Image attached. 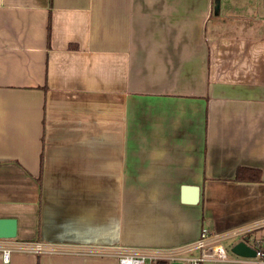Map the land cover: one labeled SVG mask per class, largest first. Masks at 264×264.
<instances>
[{"label":"crops","instance_id":"obj_1","mask_svg":"<svg viewBox=\"0 0 264 264\" xmlns=\"http://www.w3.org/2000/svg\"><path fill=\"white\" fill-rule=\"evenodd\" d=\"M3 218L16 240L108 248L264 220V0H0ZM230 254L202 264H264Z\"/></svg>","mask_w":264,"mask_h":264},{"label":"built area","instance_id":"obj_2","mask_svg":"<svg viewBox=\"0 0 264 264\" xmlns=\"http://www.w3.org/2000/svg\"><path fill=\"white\" fill-rule=\"evenodd\" d=\"M260 232V233H256ZM245 240L256 251V258L264 262V220L256 224L244 225L225 232H214L207 228L202 230L199 238L193 242L171 248H125L99 245H81L43 241H22L14 238H0V252L3 261L10 262L12 253L28 252L34 254H73L108 256L115 254L119 264H146L147 262L177 260L186 264H202L208 260L232 261L231 247L227 240ZM236 242L231 243L234 244Z\"/></svg>","mask_w":264,"mask_h":264},{"label":"water","instance_id":"obj_3","mask_svg":"<svg viewBox=\"0 0 264 264\" xmlns=\"http://www.w3.org/2000/svg\"><path fill=\"white\" fill-rule=\"evenodd\" d=\"M215 12L219 13L221 10V0H214ZM184 190L189 191L191 198L189 199L192 203L199 199V188L198 187H186ZM17 236V220L12 218H3L0 220V238H15ZM245 240L238 241L231 245V251L235 254L243 257H254L256 251L247 244Z\"/></svg>","mask_w":264,"mask_h":264},{"label":"trees","instance_id":"obj_4","mask_svg":"<svg viewBox=\"0 0 264 264\" xmlns=\"http://www.w3.org/2000/svg\"><path fill=\"white\" fill-rule=\"evenodd\" d=\"M249 171H251V170H248L246 168H242V170H240V173L239 172L237 173L236 179H238V180H246V179L258 180V179H260V177L258 175H255V174L253 175V173H249ZM157 264H169V262L164 260V261H158Z\"/></svg>","mask_w":264,"mask_h":264},{"label":"rangeland","instance_id":"obj_5","mask_svg":"<svg viewBox=\"0 0 264 264\" xmlns=\"http://www.w3.org/2000/svg\"><path fill=\"white\" fill-rule=\"evenodd\" d=\"M222 14V13H221ZM219 14H215L214 16H218ZM223 15V14H222ZM237 239H232V240H227L225 243V245L227 246V247H230V246H228V245H230L231 243H233V242H235ZM182 263V262H181Z\"/></svg>","mask_w":264,"mask_h":264}]
</instances>
